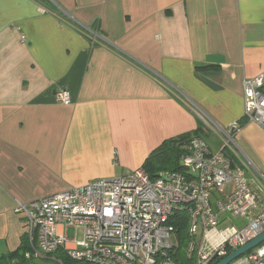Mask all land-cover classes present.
Instances as JSON below:
<instances>
[{
	"label": "crops",
	"instance_id": "crops-1",
	"mask_svg": "<svg viewBox=\"0 0 264 264\" xmlns=\"http://www.w3.org/2000/svg\"><path fill=\"white\" fill-rule=\"evenodd\" d=\"M263 67L264 0H0V256L28 243L15 201L117 178L199 126L219 150ZM234 141L264 177L263 129Z\"/></svg>",
	"mask_w": 264,
	"mask_h": 264
},
{
	"label": "built area",
	"instance_id": "built-area-1",
	"mask_svg": "<svg viewBox=\"0 0 264 264\" xmlns=\"http://www.w3.org/2000/svg\"><path fill=\"white\" fill-rule=\"evenodd\" d=\"M96 37L92 33V43ZM242 90L245 122L264 131V67L243 80ZM55 99L71 104L67 90L56 92ZM237 131L220 130L222 145L215 152L192 138L180 158L184 173H161L151 180L140 167L30 203L15 201L28 238L24 259L63 252L76 264H173L169 253L177 239L170 218L182 211L188 215L187 257L195 264L218 263L264 231V177L253 167L250 174L237 152ZM225 214L244 225L221 231ZM70 230L74 235L80 230L81 239L68 240ZM53 262L65 264L58 257ZM229 264H264V242Z\"/></svg>",
	"mask_w": 264,
	"mask_h": 264
},
{
	"label": "trees",
	"instance_id": "trees-1",
	"mask_svg": "<svg viewBox=\"0 0 264 264\" xmlns=\"http://www.w3.org/2000/svg\"><path fill=\"white\" fill-rule=\"evenodd\" d=\"M37 1L44 2V0ZM245 124L246 122L244 120H242V122L239 121L237 123V129L242 128ZM200 134L201 128L199 126L190 133L164 141L158 148L149 154L141 168L145 170L151 180L156 179L161 173H184V169L180 164V158L186 153L189 141L194 137H199ZM170 224L176 229L177 239V244L169 253L173 264H195L194 257L188 258L186 251L188 241L190 240L188 236V215L182 211L177 212L170 218ZM28 249L27 240L23 238L19 247L6 256L11 262L18 261L19 263V260L24 259V253ZM55 257L61 259L65 264H76L72 263L63 252L56 253ZM215 263H217L216 259L212 264Z\"/></svg>",
	"mask_w": 264,
	"mask_h": 264
},
{
	"label": "rangeland",
	"instance_id": "rangeland-1",
	"mask_svg": "<svg viewBox=\"0 0 264 264\" xmlns=\"http://www.w3.org/2000/svg\"><path fill=\"white\" fill-rule=\"evenodd\" d=\"M212 135H209V134H203L201 137L202 139L211 147V138ZM214 140V139H213ZM218 145H219V148L221 147L222 145V142H218ZM187 149V148H186ZM239 155L242 157V155L239 153ZM213 198H216V199H219L220 198V195L217 194V193H213ZM225 221V223H222V225L219 226L220 230H224V228L226 227H230V226H233V227H236V228H240L244 225V220L243 219H239V218H233L231 217L229 214H225L223 215L221 218H220V222H223ZM67 238L68 240H70L71 242L74 241V240H80L81 239V231H77V234L74 235V233L70 230L68 231L67 233ZM55 257V254L47 257L46 259H33V260H19L20 262L18 263V261H14V262H11L9 260V258L7 256H0V264H55L53 262V259Z\"/></svg>",
	"mask_w": 264,
	"mask_h": 264
},
{
	"label": "water",
	"instance_id": "water-1",
	"mask_svg": "<svg viewBox=\"0 0 264 264\" xmlns=\"http://www.w3.org/2000/svg\"><path fill=\"white\" fill-rule=\"evenodd\" d=\"M264 242V231L258 235L256 238L245 244L244 246L236 249L235 251H232L230 254H228L226 257H224L222 260H220L216 264H229L235 259H237L240 256H243L244 254L248 253L258 245Z\"/></svg>",
	"mask_w": 264,
	"mask_h": 264
}]
</instances>
